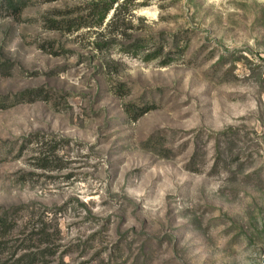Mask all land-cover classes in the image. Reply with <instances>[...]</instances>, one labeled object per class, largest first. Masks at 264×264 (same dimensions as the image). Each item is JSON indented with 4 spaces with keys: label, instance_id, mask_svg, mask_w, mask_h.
<instances>
[{
    "label": "rangeland",
    "instance_id": "1",
    "mask_svg": "<svg viewBox=\"0 0 264 264\" xmlns=\"http://www.w3.org/2000/svg\"><path fill=\"white\" fill-rule=\"evenodd\" d=\"M13 1L0 264H264V0Z\"/></svg>",
    "mask_w": 264,
    "mask_h": 264
},
{
    "label": "trees",
    "instance_id": "2",
    "mask_svg": "<svg viewBox=\"0 0 264 264\" xmlns=\"http://www.w3.org/2000/svg\"><path fill=\"white\" fill-rule=\"evenodd\" d=\"M13 1V0H12ZM13 3H14V1H13ZM15 5L16 4H14V7H15ZM110 9H112V5L109 7V9H107L103 14H102V17H101V21H103L105 18H106V15H107V13L109 12V10ZM170 63H167L166 65H169ZM165 65V66H166ZM147 111H145V109L144 110H142L141 111V114H144V113H146Z\"/></svg>",
    "mask_w": 264,
    "mask_h": 264
}]
</instances>
